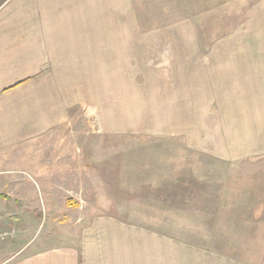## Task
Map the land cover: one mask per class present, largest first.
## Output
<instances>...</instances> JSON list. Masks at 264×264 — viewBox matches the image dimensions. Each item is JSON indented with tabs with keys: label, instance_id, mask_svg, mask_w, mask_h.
Masks as SVG:
<instances>
[{
	"label": "rangeland",
	"instance_id": "rangeland-1",
	"mask_svg": "<svg viewBox=\"0 0 264 264\" xmlns=\"http://www.w3.org/2000/svg\"><path fill=\"white\" fill-rule=\"evenodd\" d=\"M257 1H120L118 31L129 37L118 39V70L90 72L82 106L74 109L69 139L84 145L90 174L84 181L42 184L47 193L30 178L13 186L0 181V264L29 245L67 239L94 210L168 223L178 236L264 264V164L217 165L185 149L182 135L194 130L195 69L221 62L226 48L258 45L247 18ZM99 90L103 109L93 101L102 96ZM115 91L117 120L108 114ZM20 155L0 162V176H21ZM251 190H262L263 197L242 198ZM256 207L261 213H252Z\"/></svg>",
	"mask_w": 264,
	"mask_h": 264
},
{
	"label": "crops",
	"instance_id": "crops-1",
	"mask_svg": "<svg viewBox=\"0 0 264 264\" xmlns=\"http://www.w3.org/2000/svg\"><path fill=\"white\" fill-rule=\"evenodd\" d=\"M120 1L0 0V162L17 152L19 163L25 158L21 176H0L2 183L30 178L47 193L50 188L42 184L89 176L88 152L69 139L75 133L74 109L82 106L90 72L118 70V39L129 37L118 31ZM249 12L258 45L226 48L221 62L195 69L194 130L182 133L184 146L217 165L264 164V0ZM99 92L93 101L103 109L105 92ZM117 103L115 91L108 113L115 120ZM262 197V190L242 196ZM260 207L252 213H261ZM111 212L94 210L67 239L29 245L6 264H252L178 236L168 223L130 221Z\"/></svg>",
	"mask_w": 264,
	"mask_h": 264
},
{
	"label": "trees",
	"instance_id": "trees-1",
	"mask_svg": "<svg viewBox=\"0 0 264 264\" xmlns=\"http://www.w3.org/2000/svg\"><path fill=\"white\" fill-rule=\"evenodd\" d=\"M0 197H5V194H0Z\"/></svg>",
	"mask_w": 264,
	"mask_h": 264
}]
</instances>
